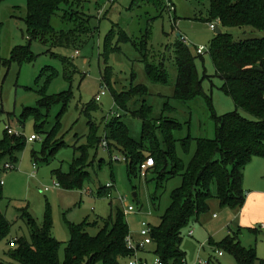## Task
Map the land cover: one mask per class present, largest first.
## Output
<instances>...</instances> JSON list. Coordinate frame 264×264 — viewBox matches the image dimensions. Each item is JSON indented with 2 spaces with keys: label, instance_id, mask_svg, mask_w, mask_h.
Returning a JSON list of instances; mask_svg holds the SVG:
<instances>
[{
  "label": "rangeland",
  "instance_id": "rangeland-1",
  "mask_svg": "<svg viewBox=\"0 0 264 264\" xmlns=\"http://www.w3.org/2000/svg\"><path fill=\"white\" fill-rule=\"evenodd\" d=\"M170 1L176 7V12L171 16L165 7L166 0H155L154 3L143 0L83 2L82 13L91 16L90 25L94 32L92 37L77 48L54 47L38 40L29 41L25 24L26 0H4L0 3L1 60L9 59L17 46L29 47L33 53L32 58L21 63L16 60L7 66L0 63V138L6 125L25 137L31 134L38 137L34 141H27L17 153L16 160L13 163L10 161L13 166L1 174L3 197L0 200V210L11 222L7 239L20 236L29 238V229L22 216L23 209L39 225L42 224L44 215L49 213L52 235L61 243L58 252L60 260L63 259L65 243L70 238L69 223H80L87 219L89 222L98 220L100 224L101 218L114 213L117 207L122 210L126 202L134 207V212L125 214L129 231L134 237L137 236L142 221L152 225L158 223L159 216L170 203L172 191L182 183L180 175L166 174L165 179L159 181L151 168L144 175L145 166L138 174H130L128 177L126 162L121 153L112 149L110 157L101 148V141L108 131L105 122L117 116L128 127L130 136L138 139L142 123L135 116V111L142 99H145L152 110L151 117L146 116L148 122H154L157 126L164 120L173 118L181 124V127L173 130L174 137L182 139L190 135L192 138L187 151L183 150L179 140L175 143L178 157L187 164L195 150L196 139L215 136L216 116L236 109L231 98L220 88L222 81L215 75L206 50L202 57L195 58V67L208 101L203 95L184 101L173 97L176 65L171 43L176 39L177 33L186 37L193 55H196L194 45L208 46L216 33L208 28V22L205 21L209 11L207 0ZM218 28L224 32L222 27ZM122 31L129 41L118 40ZM230 32L237 41L250 35L263 34L251 28H233ZM108 35H112L111 46L119 47L120 50L110 52L104 64V44ZM75 49L78 54H75ZM64 58H70L72 64L65 67L62 63ZM146 64L162 67L168 81L164 84L152 81L146 73ZM46 66L51 67L57 75L52 78L44 76L43 69ZM106 66L111 70L110 85L101 81V73ZM131 85L145 86L148 93L144 97H134L128 109L123 111L114 104L112 95L128 93ZM102 89L104 94L99 101H95V96ZM60 92H67V106L63 108L61 103H54L48 111L44 110V115L40 116L38 122L41 129L36 131L33 116L24 112L23 108L35 107L43 98L42 94L52 96ZM91 102L96 109L87 110ZM166 102L172 106V110H164ZM11 113L13 116L9 117L8 114ZM242 114L250 118L248 114ZM93 130V141L102 138L97 145L88 143ZM42 143L45 145L44 150L38 153ZM80 146L87 147L88 153L86 165L75 166L80 171L78 174L87 172L88 177L84 178L82 187H53L55 182L59 183L53 171H68L73 157L78 154L75 149ZM33 151L39 157L35 161V168ZM243 175L245 197L246 194L256 195V208L247 209L245 214L240 215L228 207L220 206L212 197L209 200V210L192 216L180 231V248L185 252L182 264H233V257L217 249L211 241H221L228 234L229 228L234 230L238 226L242 227L239 220L245 222L243 226L259 230L257 234H252L243 227L239 233L240 243L244 246L253 245L257 255L264 258V227L260 228L261 224L264 225V158L252 157L246 164ZM107 183L113 184L111 196L99 195V188ZM133 192L136 194L135 198L132 196ZM211 193L215 194L213 186ZM118 195L125 197V201L117 200ZM98 229L99 227L89 226L86 231L95 235ZM189 230L192 231L191 235ZM8 247L6 239L0 240V263L14 262L5 254ZM218 250L222 251L221 256L217 254ZM140 255L148 264H153L157 258L153 245L148 246V252ZM119 264H128L127 258H121Z\"/></svg>",
  "mask_w": 264,
  "mask_h": 264
},
{
  "label": "trees",
  "instance_id": "trees-1",
  "mask_svg": "<svg viewBox=\"0 0 264 264\" xmlns=\"http://www.w3.org/2000/svg\"><path fill=\"white\" fill-rule=\"evenodd\" d=\"M2 1L4 0H0V3ZM85 1L87 0H26L25 24L29 41L38 40L54 47L80 46L92 37L94 32L90 25L91 16L82 13V4ZM207 1L209 11L205 21L218 19V26L224 29V32L220 31L211 38L207 53L211 58L215 75L222 81L220 88L236 107L233 111L216 116L215 136L197 138L195 150L187 164H184L176 153L175 143L179 140L183 150L187 151L192 138L190 135L182 139L174 137L173 130L181 127V124L173 118L166 119L157 126L154 122H148L146 116L151 117L152 110L145 99H142V103L135 111L137 114L135 116L142 123L138 139L130 136L128 127L117 116L113 115V119L105 122L108 131L105 132L103 140L107 146L103 150L107 151L110 157L112 149L121 153L126 162L125 170L128 177L130 174H138L139 170L142 171L141 165L148 158H152L153 164L145 169V176L146 171L151 168L159 181L164 180L166 174L180 175L182 179L181 185L172 191L170 203L159 216L158 223L150 224L154 240L153 252L162 264L169 262L182 264L185 252L180 248L182 241L180 231L192 216L209 210V200L212 197L220 206L228 207L235 212L242 208L245 201L244 168L252 157L264 158V0ZM233 28L242 30L251 28L263 34L250 35L237 41L230 32ZM178 36L171 43L176 65L173 97L184 101L203 95L208 101V95L202 91L201 79L195 67V58L202 57V54L193 55L188 45ZM111 40L112 35H108L104 44V64L110 52L120 50L119 47L111 46ZM118 40L127 42L130 39L122 31ZM32 57L33 53L29 47L17 46L11 57L6 60L0 58V63L7 66L11 61L21 63ZM62 63L65 67L72 64L70 58H64ZM145 68L152 81L163 84L168 81L162 67L146 64ZM43 70L47 78L57 75L51 67L46 66ZM110 73V67L106 66L101 73L102 83L110 85ZM66 93L60 92L52 96L42 94L43 98L35 107L23 108L24 112L33 116L36 131L41 129L38 122L40 116L44 115V110L48 111L54 103H61L63 108L67 106L69 99ZM146 93L148 91L145 86L131 85L128 93H116L112 98L118 108L126 111L134 97H144ZM91 109H96L93 102L87 106V110ZM164 110H172V106L166 102ZM242 112L248 114L250 118L244 116ZM8 115L13 116L12 113ZM94 137L93 130L88 137V143L97 145L102 138L93 141ZM25 143V136L8 134L7 129H4L0 138V179L5 170L3 164L6 161L13 163ZM44 146L42 143L38 153L44 150ZM86 148L76 147L75 151L78 154L73 157L68 171H53L59 185L65 188L82 187L84 178L88 175L86 171L78 174L80 171H77L75 166L86 165L88 158ZM32 158L34 162L38 160L37 152H32ZM43 159L48 161L46 157ZM212 186L215 188L214 195L211 193ZM108 192L110 188L105 186L98 190L99 195H107ZM2 197L0 184V200ZM22 216L25 217L29 229V238L20 236L7 239L11 222L0 210V240L6 239L8 246L10 242L14 245L5 251V254L14 261L9 264H119L121 258H126L130 254L125 244V237L130 232L129 226L123 209L118 207L114 213L101 218V225L98 220L89 222L87 219L80 223H69L70 238L65 243L62 260L58 254L61 243L52 235L49 213L44 215L41 225L37 224L25 209L22 210ZM89 226L99 227L95 235L88 234L86 228ZM242 228L238 226L234 230L230 229V233L221 241L217 243L211 241V244L229 253L233 257V264H264V258L257 255L253 245L244 246L240 243L239 233ZM243 229L252 234L259 231L256 228Z\"/></svg>",
  "mask_w": 264,
  "mask_h": 264
},
{
  "label": "built area",
  "instance_id": "built-area-1",
  "mask_svg": "<svg viewBox=\"0 0 264 264\" xmlns=\"http://www.w3.org/2000/svg\"><path fill=\"white\" fill-rule=\"evenodd\" d=\"M110 2L113 0H109ZM166 9L168 10L169 15L171 16V14L175 11V6L173 5V3L170 0H166ZM218 19L213 20L211 22H208V28L210 30H216L218 28ZM179 39L185 43L187 45V39L185 36H180L179 35ZM195 52L196 54H203L204 51L208 49V46H203V45H198L195 46ZM75 54H78V50L74 51ZM104 94V90L102 89L94 98L95 101H99L100 96ZM6 129L8 134H14V135H20L21 133L15 129H12L9 125H6ZM26 138V142H31L34 141L35 139H37L38 137L36 136V134H31ZM107 146V143L105 142V140H103L101 142V147L102 149H105ZM115 160H117V157L115 156ZM153 164V160L152 158H148L147 160H145V162L141 165L142 169L146 166V168H148L149 166H151ZM13 166L12 163L6 162L4 163L3 168L4 169H9ZM36 167V163L33 162V168ZM145 168V169H146ZM144 169V170H145ZM0 184H2V180H0ZM113 184L111 183H107L105 185V187L110 188V192L107 193L106 196H111V188H112ZM53 187H59V183L55 182L53 184ZM45 190H48L47 188H45ZM88 194L90 192H87ZM117 200L124 202L125 201V197H122L121 195H118ZM123 212L124 214L127 213H132L134 212V207L130 204H128L126 202V206H123ZM262 228L264 227V225L261 226ZM151 225L149 222L146 221H142L141 222V228L140 230L137 232V236L134 237L130 232L126 235L125 237V244L127 249L130 250V254L126 257L128 260V264H148L146 259H144L143 257H141L140 254L148 252V246L153 245L154 244V240L152 238V231H151ZM192 234V231L189 230V235ZM9 246H14L13 243H9ZM217 254L219 256L222 255V251L218 250ZM182 263L184 262V260L182 259L181 261ZM153 264H162L160 259L157 257L156 260L153 262ZM197 264H200L199 262Z\"/></svg>",
  "mask_w": 264,
  "mask_h": 264
},
{
  "label": "crops",
  "instance_id": "crops-1",
  "mask_svg": "<svg viewBox=\"0 0 264 264\" xmlns=\"http://www.w3.org/2000/svg\"><path fill=\"white\" fill-rule=\"evenodd\" d=\"M175 12H176V7H175ZM258 203V198L256 195H252V194H246V197H245V201H244V204L242 206V208L238 211V213L240 215H243L245 214V211L248 209V210H253L254 208H256V204ZM238 214V215H239ZM213 216H215V214H213ZM243 217V216H242ZM239 224L240 226L242 227H246V226H243L245 224V222L243 220H239ZM262 226V224H261ZM229 228V226H228ZM232 228H234V225L232 226ZM261 229H263L262 227H260ZM230 229L228 230V234L230 233Z\"/></svg>",
  "mask_w": 264,
  "mask_h": 264
},
{
  "label": "water",
  "instance_id": "water-1",
  "mask_svg": "<svg viewBox=\"0 0 264 264\" xmlns=\"http://www.w3.org/2000/svg\"><path fill=\"white\" fill-rule=\"evenodd\" d=\"M215 33L216 34H218V33H220V29L219 28H217L216 30H215ZM179 35V33H177V36ZM136 194L133 192L132 193V196L134 197Z\"/></svg>",
  "mask_w": 264,
  "mask_h": 264
}]
</instances>
